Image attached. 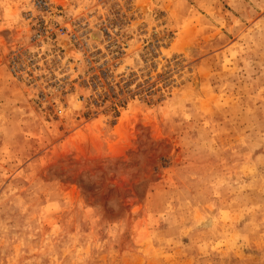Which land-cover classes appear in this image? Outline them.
<instances>
[{"label": "rangeland", "instance_id": "374dc122", "mask_svg": "<svg viewBox=\"0 0 264 264\" xmlns=\"http://www.w3.org/2000/svg\"><path fill=\"white\" fill-rule=\"evenodd\" d=\"M0 264H264V0H0Z\"/></svg>", "mask_w": 264, "mask_h": 264}, {"label": "bare ground", "instance_id": "6f19581e", "mask_svg": "<svg viewBox=\"0 0 264 264\" xmlns=\"http://www.w3.org/2000/svg\"><path fill=\"white\" fill-rule=\"evenodd\" d=\"M100 33L98 32V31H94V32H92V38L93 39H99L100 38ZM64 44L66 45V47H67V51H70L71 50V47H70V45H69V43H68V41H64Z\"/></svg>", "mask_w": 264, "mask_h": 264}]
</instances>
